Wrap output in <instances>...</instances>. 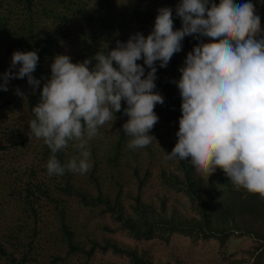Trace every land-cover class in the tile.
<instances>
[{
	"label": "clouds",
	"instance_id": "1",
	"mask_svg": "<svg viewBox=\"0 0 264 264\" xmlns=\"http://www.w3.org/2000/svg\"><path fill=\"white\" fill-rule=\"evenodd\" d=\"M175 13L181 20L179 29L174 30L172 9L161 7L146 36L136 32L110 49L104 43L102 50L82 62L55 55L46 78L32 75L39 60L35 51L12 53L9 69L0 74V91L8 90L10 79L26 78L33 94L39 88V101L31 108L35 118L28 128L51 151L46 162L49 176H63L66 170L87 173L91 168L88 143L100 127L112 125L117 112L128 118L121 128L129 137V149L156 141L149 134L159 120L154 109L164 104V97L154 91L156 62L166 68L182 50L185 37H207L208 42L193 45L178 68L179 79L171 81L179 90L181 116L174 147L170 153L161 150L167 160H190L196 172L207 178L219 168L237 189L264 198L260 16L251 0L240 4L179 0ZM140 60L143 65L137 63ZM16 94L24 95L19 88ZM69 141L76 142L78 155L61 164L56 153Z\"/></svg>",
	"mask_w": 264,
	"mask_h": 264
},
{
	"label": "rangeland",
	"instance_id": "2",
	"mask_svg": "<svg viewBox=\"0 0 264 264\" xmlns=\"http://www.w3.org/2000/svg\"><path fill=\"white\" fill-rule=\"evenodd\" d=\"M130 0H115L116 8L112 18L120 8ZM85 13L91 15L90 9L97 0H85ZM240 3L248 0H238ZM260 16L261 29L264 30V0H251ZM94 5V6H95ZM0 4V16H4L8 7ZM15 16V14H13ZM94 17L93 15H91ZM16 17V16H15ZM15 17L10 20L7 31L0 32V59L3 74L9 69L11 57L4 48L8 44V31L14 26ZM77 22V21H76ZM123 27L117 25V40L124 42L129 35L134 34V25L126 17ZM39 27L43 32L56 31V25L50 20L40 19ZM192 42H208L210 38L196 39L189 36ZM74 40L60 42L53 48H60L57 54L70 56V48ZM19 66H17L18 68ZM16 69H13L15 71ZM27 86V87H26ZM29 85L27 79H10L8 90L0 91V210L1 217L8 218L11 213L18 212L22 206L18 199L7 191L12 181L23 179L31 186L36 184L47 188L50 201L39 197L36 199L35 210L38 212L37 228L39 229L38 246L33 255L35 264H136L133 258L143 260L147 264H250L259 249L258 242L251 236L231 231L227 237L216 234L215 237H192L178 232L158 233L150 240H137L117 221L111 213V208L121 210L124 217L131 214L134 207L150 204L156 212L168 216L175 213L176 217L193 218L198 210L196 202H192L181 191H176L165 184L164 174H178L179 159L167 160L165 153H170L177 137L178 125H171L163 118L166 108L164 90L155 92L164 97V104L155 106L159 117L149 133L156 138L145 148L132 150L128 148L129 137L121 128L127 121L122 112L115 113L114 122L106 123L98 129V134L88 143L91 168L87 173L70 172L71 186L86 190L89 195L101 194L108 205L85 206L78 197L66 194L62 190L58 175L49 176L46 169L47 160H43V140L29 133V104L31 99L26 93ZM19 88L23 97L16 94ZM126 105L122 102V108ZM75 141H69L68 147L62 152L68 161L78 155ZM164 151H162V150ZM191 164L190 160H184ZM228 178L221 169L207 178L203 175L202 183L211 188L216 201H221L227 187L223 184ZM9 183V184H8ZM67 192V191H66ZM16 193V192H15ZM114 202H117L115 206ZM62 204V208L60 206ZM64 212L63 222L74 234L73 241L78 250L68 253L61 242V218L58 212ZM200 236V235H199ZM92 249V252H91Z\"/></svg>",
	"mask_w": 264,
	"mask_h": 264
},
{
	"label": "trees",
	"instance_id": "3",
	"mask_svg": "<svg viewBox=\"0 0 264 264\" xmlns=\"http://www.w3.org/2000/svg\"><path fill=\"white\" fill-rule=\"evenodd\" d=\"M114 1L97 0V4H93L90 8H94L91 14L94 17H92L87 12L85 16H82L88 5L85 0H0V4L4 3L5 7H8L5 15L0 16V32L7 31L12 17L16 16L15 20H17L12 29L7 32L8 44L4 52L11 57L14 51H35L39 60L32 75L41 79L50 75V64L60 50V48H53L56 44L58 46V42L62 45L70 39L74 40V46L70 48V57L72 62L76 63L93 57L97 51L102 50L104 43L109 49L115 47V42L119 38L116 34L117 25L123 27L122 20L124 21L126 17L130 18L135 27L134 34L140 32L146 36L152 30L157 9L169 7L173 13L174 30L181 27V20L175 13L179 0H130L112 18L113 10L116 8ZM212 2L218 4L219 0H212ZM234 2L240 4L238 0ZM42 18L52 21L56 25V31L43 32L37 23ZM195 43L196 41L192 42L187 36L182 41V50L172 57L166 68H160L159 62H156L155 89L165 91L167 103L163 118L172 126L178 125L181 116V98L178 88L171 81L179 79L178 68L183 65L186 54L192 50ZM1 62L3 61L0 59V74ZM137 63L143 65V60ZM147 71L145 66V72ZM43 82L42 80L41 86ZM26 93L31 99L29 108H32L39 101L40 90L37 88L33 94L29 86ZM29 114V121L35 118L31 109ZM29 133L24 139L26 143L28 138L33 136L30 130ZM41 147L43 160L49 159L50 149L44 143ZM56 156L61 164L67 163L62 150L58 151ZM177 172L178 174L173 173L169 176L163 172L164 182L176 191L183 192L192 202H196L198 210H195L197 214L193 218H177L173 212L166 216L165 213L156 212L150 204L134 207L131 214L126 217L123 211L116 208H111V213L137 240H150L158 233L168 232H178L190 237L196 232L198 237L203 238L215 237L216 234L227 237L231 231L240 232L260 243L250 264H264V198L242 188L237 189L229 178H224L223 184L227 190L221 201H216L210 191L211 188L202 183L204 174H198L192 164L179 160ZM59 177L63 185L62 190L66 194L78 197L85 206L111 205L110 201L105 200L101 194L92 196L86 190L73 188L69 171L66 170L65 174ZM6 189L8 193L11 191L10 193L14 194L13 197L18 199L22 209L11 213L6 218L1 217L3 210L1 207L0 264H35L33 255L39 239V229L36 224L39 214L35 210V203L39 197L50 201L49 190L40 184L31 186L29 181L24 183L21 178L12 181ZM114 204L117 206V202ZM58 216L61 218V242L65 250L72 253L78 250V245L73 241L74 234L63 222L64 212L59 211ZM133 260L136 264H147L137 258Z\"/></svg>",
	"mask_w": 264,
	"mask_h": 264
}]
</instances>
